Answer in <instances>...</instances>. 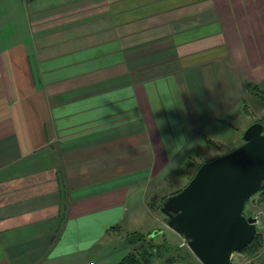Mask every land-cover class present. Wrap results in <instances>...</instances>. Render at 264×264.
Here are the masks:
<instances>
[{"label":"crops","instance_id":"1","mask_svg":"<svg viewBox=\"0 0 264 264\" xmlns=\"http://www.w3.org/2000/svg\"><path fill=\"white\" fill-rule=\"evenodd\" d=\"M248 83L264 0H0V264L116 263Z\"/></svg>","mask_w":264,"mask_h":264},{"label":"water","instance_id":"2","mask_svg":"<svg viewBox=\"0 0 264 264\" xmlns=\"http://www.w3.org/2000/svg\"><path fill=\"white\" fill-rule=\"evenodd\" d=\"M264 190V119L251 122L236 147L202 162L167 195L160 211L200 264H229L257 233L247 201Z\"/></svg>","mask_w":264,"mask_h":264},{"label":"rangeland","instance_id":"3","mask_svg":"<svg viewBox=\"0 0 264 264\" xmlns=\"http://www.w3.org/2000/svg\"><path fill=\"white\" fill-rule=\"evenodd\" d=\"M244 101L246 104L245 108L248 109L249 112H246V110L241 107V109H240L241 112H239V114L236 113L235 115H233L231 117L225 118L228 122L225 125L222 124L220 126H217L221 130H214V127L210 129L211 132L215 133L216 135H219L216 137V140H218L217 143L215 140L216 144L210 143L209 135L211 136V134H208L206 132L208 134L206 136H208V137H204L206 139L205 141H207L205 143V145L204 146H196L195 150L194 151L192 150L193 152H191L192 154L190 153V156L186 158V164L183 168V169L188 170L189 173H184V171H183V173L180 176L176 177L175 180H171V179H170V181L163 180V179L155 180L154 182H158V184L154 183L151 187H149V190H148L149 193H148V197L146 198V200L150 201L149 202V203H151L150 206H152L151 213H150L151 214L150 222L152 220L155 223L154 227H156L157 229H161L162 233L167 237V239L170 242H172L176 245H179V246H184V248H180V249H184V250H181V254H183L184 252H186V250H189V249L186 246L183 239L166 226L165 216L160 211V209L157 208L158 203H159L158 200H159V198H161L167 194L172 193L174 190H176L180 187H183L188 182L190 174L193 172V169L198 165V163H200L202 161L204 162V161L209 160L213 157H216L219 154L224 153V152L236 147L237 145H239L242 142V133L245 130V128L250 124L249 123L247 126H245L246 123L249 120L255 121L256 119H258L259 117H261L264 114V101L261 100L260 97L252 98L247 94ZM189 161H193V162L190 163V165H188ZM151 183H153V181H151ZM170 184H173V185H170ZM162 187H165L163 192L161 191ZM159 192H161V194L163 193V196ZM252 197L253 198H251V200H253V202L256 205L254 207H252L251 203L249 205L246 204L245 211L246 210L248 212L249 211L250 212L251 211H255V212L259 211V217H260L259 225L261 226V228L258 229V232H260L262 234V236L264 237V220H263L264 219V203H261V199H260L261 196L259 195V192L255 193ZM248 206L251 210L250 209L248 210V208H247ZM108 244H109V246L116 247V249L118 250L119 253H123V254H121V256L116 258V260L114 262L119 261L121 259L120 257H122V255H124L128 251L134 250L135 247L137 246V245H133L130 250L122 251L123 247L126 249V248H129V245L126 242L123 243V239H121L119 237H115V238L111 239L110 243H108ZM106 246H108L107 243H102V254L100 255V257H102V258L104 257L103 256L104 253H106L105 252L106 249L104 248ZM244 254H245V256L248 255V254L243 253V252H236L235 256H236L237 260H241V259L243 260V259H245ZM100 259L101 258L95 257L93 262H95L97 264V261ZM85 262H87V260H85ZM258 262H260V264H264V254L262 257L259 258ZM154 264H159V263H158V261H156ZM232 264H235V263H232Z\"/></svg>","mask_w":264,"mask_h":264},{"label":"trees","instance_id":"4","mask_svg":"<svg viewBox=\"0 0 264 264\" xmlns=\"http://www.w3.org/2000/svg\"><path fill=\"white\" fill-rule=\"evenodd\" d=\"M247 85L250 86L252 84L248 83ZM251 90L255 95H258V97H260V99L264 101L263 91L258 90L255 85L251 86ZM263 119L264 114L256 120ZM210 143L216 144L211 140ZM192 162L193 161H189L188 165H190V163ZM202 162L198 163V165L193 169V172L190 174L189 179L194 174L196 168ZM184 173L189 172L185 169ZM180 188L174 190L172 193L177 192ZM167 195L161 197L160 202L157 206L158 209H160L161 203ZM259 195L261 196V203H264V190L259 191ZM126 243L131 246H137L134 250L125 253L115 264H154L156 261H158L159 264H200L189 250H186V252L181 254V250L184 249L180 248H184V246H179L170 242L162 233L161 229H157L153 232L148 233L131 231L126 235ZM263 246L264 237L260 232H258L249 242V244L246 245L242 250H240V252L246 253L249 256H253L257 254Z\"/></svg>","mask_w":264,"mask_h":264},{"label":"built area","instance_id":"5","mask_svg":"<svg viewBox=\"0 0 264 264\" xmlns=\"http://www.w3.org/2000/svg\"><path fill=\"white\" fill-rule=\"evenodd\" d=\"M252 204V207H254L256 204L253 202V200H250L249 201V204ZM250 208H249V206H248V210H249ZM251 210V209H250ZM249 213H250V215L251 216H253L254 218H255V223H256V226H257V228H261V226L259 225V223H260V217H259V211H257V212H255V211H249ZM238 254V253H237ZM236 252H234L233 253V255H232V263H235V264H249L250 262H251V258H249V257H246L245 259H241V260H237V258H236ZM240 259V258H239ZM237 260V261H236ZM89 264H96L95 262H93V261H90L89 262Z\"/></svg>","mask_w":264,"mask_h":264}]
</instances>
